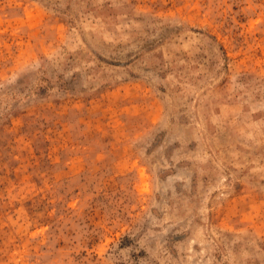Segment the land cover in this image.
<instances>
[{"label": "rangeland", "instance_id": "374dc122", "mask_svg": "<svg viewBox=\"0 0 264 264\" xmlns=\"http://www.w3.org/2000/svg\"><path fill=\"white\" fill-rule=\"evenodd\" d=\"M0 264H264V0H0Z\"/></svg>", "mask_w": 264, "mask_h": 264}]
</instances>
